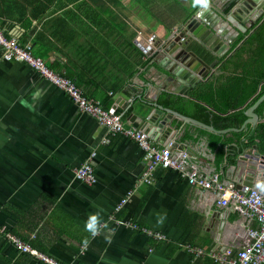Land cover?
Segmentation results:
<instances>
[{"label":"crops","instance_id":"0c3cea01","mask_svg":"<svg viewBox=\"0 0 264 264\" xmlns=\"http://www.w3.org/2000/svg\"><path fill=\"white\" fill-rule=\"evenodd\" d=\"M24 1L33 0H6V7L0 8L11 37L19 42L40 35L34 52L46 57L49 68L75 82L103 107L115 110L126 123L141 128L140 118L132 115L138 113L135 108L118 106L114 97L128 85L146 93L148 82L154 86L164 82L158 78L164 71L161 61L145 56L134 41L162 37L166 25L136 0H113L116 7L108 0H49L45 13L37 18L29 15L32 24L27 26L18 20L17 7ZM144 1L154 2L160 10L167 3ZM230 1L210 0V8L221 10ZM183 2L191 7L190 0ZM93 9L104 19L91 13ZM126 40L138 54V59L129 60L133 65L140 62L116 85V73L124 62L106 49L113 44L127 49ZM113 84L115 88L108 89ZM172 126V142L180 144L173 154L187 153L188 170L228 179L226 172L235 158L230 148L238 145L235 133L226 135L218 166L217 153L210 149L202 128L178 118ZM106 137L109 144L103 142ZM150 139L160 147L172 144L169 138ZM143 155L135 140L122 134L110 136L30 65L3 59L0 46V264H43L19 252L2 229L71 264H222L215 259L218 254L249 244L248 230L258 226L254 219L231 204L222 205L220 194L191 185L172 169L158 168L154 183L146 182ZM87 159L94 168L93 184L78 180L74 172ZM123 199L126 202L117 211ZM92 215H98L99 221L94 237L85 227Z\"/></svg>","mask_w":264,"mask_h":264},{"label":"water","instance_id":"95a60500","mask_svg":"<svg viewBox=\"0 0 264 264\" xmlns=\"http://www.w3.org/2000/svg\"><path fill=\"white\" fill-rule=\"evenodd\" d=\"M201 11L198 7L190 17L180 22V27L176 30L167 28L162 37L151 36L147 40L140 37L135 40L134 43L145 56H155V62L161 61L164 71L158 78L164 82L160 86L148 82L146 93L143 88L128 85L114 97L118 106L135 108L138 113L132 115L135 120L140 118L141 130L155 141H166L168 138V141H173L175 131L172 122L175 118L226 135L239 132L248 124L255 128L260 121L255 110L264 101V94L248 108V119L241 128L223 130L167 108L162 102L165 92L190 97L192 89L213 73L220 59L230 54L232 44L240 33L247 32L249 27L264 18V0H231L221 10L209 7V11L199 15ZM210 57L213 60L209 62L207 59ZM172 83L177 85L173 87ZM176 145L180 144L172 142L171 149ZM226 173L228 179L224 181L225 184L231 183L233 179L237 188L249 185L264 193V155L257 145L239 153Z\"/></svg>","mask_w":264,"mask_h":264},{"label":"trees","instance_id":"16d2710c","mask_svg":"<svg viewBox=\"0 0 264 264\" xmlns=\"http://www.w3.org/2000/svg\"><path fill=\"white\" fill-rule=\"evenodd\" d=\"M48 1L49 0H33L24 1V4H19L17 7L19 13L18 20L26 21L28 24L27 26H29L32 24L29 15L37 18L40 14L45 13L48 7ZM173 1L175 6H172L170 9L163 8V10H160L155 8L154 2L150 5L144 0H136L137 3L145 7L151 16L161 21L167 28H172L179 21H184L199 7L194 6L195 0H190L191 7L182 3L181 0ZM5 2L6 0H0L1 9L6 7ZM27 2L29 4H27ZM28 5H32L33 8H28ZM36 6L41 7L35 8ZM91 13L96 14L100 19H104L95 9H93ZM159 13L161 16H159ZM180 18L182 19L180 20ZM7 26V20L0 18V28L4 30L7 37L11 38ZM109 27L110 25L106 23V34L108 33L107 29ZM111 30H113L112 26ZM30 40L33 41V54L39 57L37 55L39 53L34 52V47L35 43L37 45L41 42L40 35H38L36 39L32 37ZM30 40H20L19 43L26 44ZM125 44L128 45L127 49L117 47L116 44L111 45L110 49H106L109 52L112 51L114 54L118 53L121 56L120 60L124 62V65L119 66V73H116V85L124 75L136 68L135 64L140 62L135 60L133 65L129 58L131 56L134 59H138V54L134 53L137 50L134 49V45L129 40H126ZM42 57L44 60L46 59V57ZM207 60L210 62L213 60V57ZM114 88L115 84L108 87V89L111 90ZM263 94L264 18H261L249 31L240 33L232 44L230 54L220 59L213 73L192 89L190 98L175 94H165L163 95L162 102L164 105L174 108L184 115L212 125L218 130H223L232 127L241 128L248 119V108ZM255 112L260 118L257 126L253 128L251 124H248L245 129L235 133L238 145L237 147L230 148L231 151H234L233 154L235 156V158H231L232 162H235L239 153L253 145H257L258 149L264 155V101L256 108ZM199 130L208 138L210 149L217 153V165L220 166L224 155V147L227 145L225 141L226 134L213 133L205 129ZM30 243L32 244V242Z\"/></svg>","mask_w":264,"mask_h":264},{"label":"built area","instance_id":"2783aa9c","mask_svg":"<svg viewBox=\"0 0 264 264\" xmlns=\"http://www.w3.org/2000/svg\"><path fill=\"white\" fill-rule=\"evenodd\" d=\"M0 46L3 48V59L7 61L20 60L30 65L62 89L83 113L93 116L101 126L107 129L110 136L122 134L135 140L144 152L143 159L146 162V168L142 178L146 182L154 183L156 169H172L179 172L191 185L211 189L220 194L222 205L231 204L242 215L254 219L258 226L248 230L249 244L240 250L227 249L218 254L215 259L222 264H264V193L262 191L249 185L237 188L234 183L225 184L218 173L202 177L195 171L188 170L186 167L187 153L183 152L180 157H176L170 147L157 146L145 131L123 121L121 115L115 110L105 109L99 102L85 95L83 90L72 80L56 74L43 58L33 54L32 40L26 44H21L15 38L7 37L3 29L0 28ZM103 142L109 144L111 142L110 137L104 138ZM74 172L78 180L87 184H93L96 181L94 168L88 159L75 168ZM125 202L126 199L120 201L116 210L119 211ZM133 226L138 227L137 225ZM145 229L147 228L143 230ZM2 233L19 252L29 254L43 264H69L39 250L17 235L9 231L5 232V229H2ZM159 234L156 233L162 238ZM199 253H203V251L200 250Z\"/></svg>","mask_w":264,"mask_h":264},{"label":"clouds","instance_id":"9594fccd","mask_svg":"<svg viewBox=\"0 0 264 264\" xmlns=\"http://www.w3.org/2000/svg\"><path fill=\"white\" fill-rule=\"evenodd\" d=\"M194 6H199L201 8V12L199 15H203L204 12L209 11L210 3L209 0H195ZM119 114V113H118ZM90 115V114H89ZM93 117V116H92ZM122 117V116H121ZM123 120V119H122ZM124 121V120H123ZM141 129V128H140ZM158 146V145H157ZM160 147V146H159ZM171 148V146H169ZM172 150V149H171ZM173 152V150H172ZM232 183V182H231ZM98 215H92L88 222L86 223L85 227L86 229L92 234L94 237L95 235L98 234Z\"/></svg>","mask_w":264,"mask_h":264},{"label":"rangeland","instance_id":"374dc122","mask_svg":"<svg viewBox=\"0 0 264 264\" xmlns=\"http://www.w3.org/2000/svg\"><path fill=\"white\" fill-rule=\"evenodd\" d=\"M109 2H112V4L116 7V3H115V1H113V0H108ZM181 2L182 3H185V2H183V0H181ZM172 6H175V3H174V1L173 0H167V3L164 5V7L165 8H172ZM182 18H180V20H181ZM181 22V21H180ZM178 23V24H176L174 27H172L173 29H177L178 27H180L181 26V23ZM134 53H137L136 51L134 52Z\"/></svg>","mask_w":264,"mask_h":264},{"label":"bare ground","instance_id":"6f19581e","mask_svg":"<svg viewBox=\"0 0 264 264\" xmlns=\"http://www.w3.org/2000/svg\"><path fill=\"white\" fill-rule=\"evenodd\" d=\"M14 208V207H13Z\"/></svg>","mask_w":264,"mask_h":264}]
</instances>
